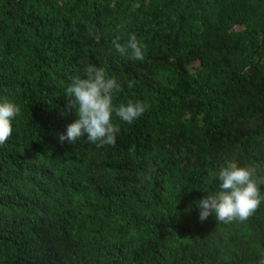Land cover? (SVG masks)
Segmentation results:
<instances>
[{"label": "trees", "instance_id": "obj_1", "mask_svg": "<svg viewBox=\"0 0 264 264\" xmlns=\"http://www.w3.org/2000/svg\"><path fill=\"white\" fill-rule=\"evenodd\" d=\"M134 33L145 59L112 45ZM146 102L114 145L58 135L85 65ZM131 84V87H129ZM0 264H264V202L199 219L228 163L264 177V0H0ZM264 195V185H260Z\"/></svg>", "mask_w": 264, "mask_h": 264}, {"label": "clouds", "instance_id": "obj_2", "mask_svg": "<svg viewBox=\"0 0 264 264\" xmlns=\"http://www.w3.org/2000/svg\"><path fill=\"white\" fill-rule=\"evenodd\" d=\"M120 41V36H116L112 45L121 56L128 55L136 61L145 59L144 45L134 33L128 34L126 42ZM82 73V76L72 77L64 89L69 98L68 107L75 111L76 119L58 135V141L72 144L86 134L87 141L97 147L114 145L119 129L113 120L118 118L132 124L145 112L146 102L128 100L114 103L115 96L122 90L117 78L108 76L104 68L92 64L85 65ZM20 112L14 102L0 101V144L11 136L12 122ZM216 179L218 190L197 205L201 221L213 214L217 222L244 221L264 202L260 191L264 177H258L250 166L228 163L218 171Z\"/></svg>", "mask_w": 264, "mask_h": 264}]
</instances>
